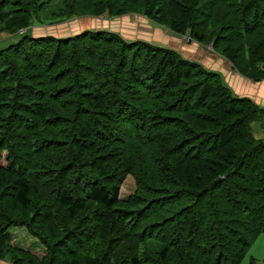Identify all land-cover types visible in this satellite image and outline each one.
<instances>
[{"label": "trees", "instance_id": "1", "mask_svg": "<svg viewBox=\"0 0 264 264\" xmlns=\"http://www.w3.org/2000/svg\"><path fill=\"white\" fill-rule=\"evenodd\" d=\"M126 12L264 77V0H0V35H14L0 43V257L238 264L264 233V139L250 124L261 107L163 44L31 32Z\"/></svg>", "mask_w": 264, "mask_h": 264}, {"label": "rangeland", "instance_id": "2", "mask_svg": "<svg viewBox=\"0 0 264 264\" xmlns=\"http://www.w3.org/2000/svg\"><path fill=\"white\" fill-rule=\"evenodd\" d=\"M55 2H50L44 5L40 9V14L45 16L47 9L49 7H55ZM33 25H39V30L31 31L35 35L52 34L55 36H68L72 34L79 33L87 29H109L120 33L123 37L134 40L137 38H142L152 42L166 45L168 47L179 50L182 54H187L191 57L199 56L201 49L205 53L212 54V44L211 43H200L189 39L187 34H176L170 29L163 28L164 30L157 28L156 24L151 22L147 17L135 13L126 12L118 15H108V13H102L97 15L83 14L78 16H70L54 23H34ZM32 25V26H33ZM39 31V33L37 32ZM154 31V32H152ZM164 31V32H163ZM170 34V36L168 35ZM173 35V36H172ZM173 37V38H172ZM159 39L157 40L154 39ZM5 39V38H4ZM3 42V41H2ZM187 51L189 53H187ZM207 56V55H205ZM195 60V59H192ZM212 63V61H211ZM235 69V68H233ZM236 70V69H235ZM237 71V70H236ZM239 72V71H238ZM133 178L131 175H127L121 183L120 186V196L121 198L126 197L133 189ZM14 231V232H13ZM16 236L24 235L23 230L18 228L12 229ZM25 245H29L31 236H23ZM28 247V246H27ZM9 256V255H8ZM248 259L258 260L256 264H264V233H260L253 243L250 245L247 256L244 260H241L238 264H244V261ZM255 262V261H254Z\"/></svg>", "mask_w": 264, "mask_h": 264}, {"label": "crops", "instance_id": "3", "mask_svg": "<svg viewBox=\"0 0 264 264\" xmlns=\"http://www.w3.org/2000/svg\"><path fill=\"white\" fill-rule=\"evenodd\" d=\"M37 24V23H36ZM39 30V25L31 26V31ZM164 30V29H162ZM39 33V31H37ZM154 32V31H152ZM164 32V31H163ZM39 35V34H38ZM170 36V34L168 33ZM173 36V35H172ZM14 37L13 34L1 33L0 35V43H6L8 40ZM5 38V39H4ZM173 38V37H172ZM157 40L159 39H154ZM3 41V42H2ZM161 43V42H160ZM187 53H189L187 51ZM185 57L189 59H195L201 62L204 66L220 71L223 74L228 85L232 88L233 92L238 96L248 97L255 104L259 105L262 109L259 117L251 121V128L254 136L256 138L264 139V77H261L257 80L251 78L247 75H243L240 72L233 69L231 63L222 55L217 54L215 52L205 53L201 49V53L199 56L191 57L187 54H183ZM207 55V56H205ZM212 61V63H211ZM248 251V250H247ZM246 255L242 260L245 259ZM255 261V262H254ZM256 264L258 260L248 259V264ZM0 264H15L14 260L10 257H0ZM22 264H30V263H22ZM244 264H247V261H244Z\"/></svg>", "mask_w": 264, "mask_h": 264}, {"label": "built area", "instance_id": "4", "mask_svg": "<svg viewBox=\"0 0 264 264\" xmlns=\"http://www.w3.org/2000/svg\"><path fill=\"white\" fill-rule=\"evenodd\" d=\"M20 31L22 32V31H24V29H20ZM189 38V37H188Z\"/></svg>", "mask_w": 264, "mask_h": 264}]
</instances>
